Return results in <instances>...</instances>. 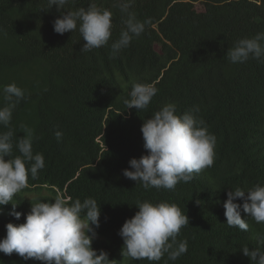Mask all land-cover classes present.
Returning <instances> with one entry per match:
<instances>
[{
	"label": "trees",
	"instance_id": "16d2710c",
	"mask_svg": "<svg viewBox=\"0 0 264 264\" xmlns=\"http://www.w3.org/2000/svg\"><path fill=\"white\" fill-rule=\"evenodd\" d=\"M91 2L112 12L113 28L107 46L85 53L79 31L58 34L54 21ZM115 5L70 0L59 10L48 0H0V107L7 103L3 86L25 90L13 111V143L26 125L34 130L33 154L45 159L38 178L29 175L28 187L0 206V240L8 223L26 221L32 203L63 194L97 201L92 247L106 251L110 264H255L242 248L264 251V223L242 211L249 229L229 227L223 205L228 191L264 186V58L234 64L226 54L238 40L264 32V0H133L130 11L151 23L113 56L111 44L126 19ZM134 83L158 89L147 109H128ZM168 103L205 122L216 138L214 163L174 190L145 189L123 171L147 154L142 125ZM13 155H19L15 146ZM138 201L175 204L188 216L177 237L187 241L184 255L172 261L165 254L158 262L122 255L118 233L139 211ZM13 203L23 213L19 220L10 214ZM0 264L45 262L0 252Z\"/></svg>",
	"mask_w": 264,
	"mask_h": 264
},
{
	"label": "clouds",
	"instance_id": "9594fccd",
	"mask_svg": "<svg viewBox=\"0 0 264 264\" xmlns=\"http://www.w3.org/2000/svg\"><path fill=\"white\" fill-rule=\"evenodd\" d=\"M59 10L65 8L70 0H48ZM133 0H116V7L126 15L125 27L119 39L112 42V55L130 46L134 37H140L145 25L151 21H139L131 9ZM112 12L90 6L66 12L54 21V31L58 34L74 32L81 34L82 52L107 46L112 36ZM231 63H244L250 58H264V32L252 38H242L227 51ZM158 89L149 84L134 83L130 100L125 101L128 109H147ZM5 106L0 107V206L12 202L13 197L28 187L31 179L38 178L39 170L45 167L44 156L33 154L34 130L21 125L25 134L15 145L14 131L11 129L13 111L25 98V90L15 83L3 86ZM144 148L147 154L129 161L130 168L123 175L142 184L145 189L174 190L180 182H190L194 174H199L214 163L216 138L208 132L205 122L197 119L191 112L178 114L177 105L168 103L146 119L141 128ZM61 140L63 133H55ZM14 146L19 155H13ZM7 158V159H6ZM247 194V195H246ZM243 198V205L234 201ZM11 215L19 220L23 213L15 211ZM139 211L128 219L119 231L124 245L122 255L133 260L147 259L158 262L167 254L175 261L187 252V241H177L183 227L189 225V218L175 204L168 202H137ZM225 216L229 227L247 231L249 224L242 217H252L257 223H264V186L256 184L247 191L237 187L228 191L224 202ZM2 211V209H0ZM101 208L94 198L72 200L57 194L54 202L32 203L26 221L16 225H6V237L0 240V252L10 255L17 253L25 261L34 258L45 264H110L106 251L92 247L96 237L95 229L100 226ZM264 243V238H260ZM245 256L255 264H264V251L259 248H242Z\"/></svg>",
	"mask_w": 264,
	"mask_h": 264
}]
</instances>
